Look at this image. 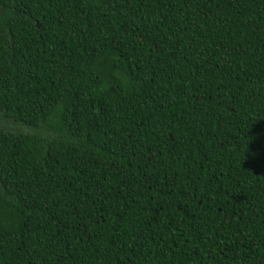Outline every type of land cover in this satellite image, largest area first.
Returning <instances> with one entry per match:
<instances>
[{"label":"trees","instance_id":"trees-1","mask_svg":"<svg viewBox=\"0 0 264 264\" xmlns=\"http://www.w3.org/2000/svg\"><path fill=\"white\" fill-rule=\"evenodd\" d=\"M0 264H264V0H0Z\"/></svg>","mask_w":264,"mask_h":264}]
</instances>
